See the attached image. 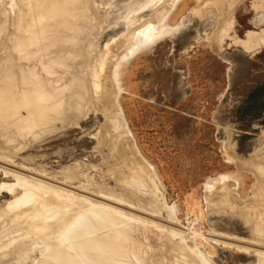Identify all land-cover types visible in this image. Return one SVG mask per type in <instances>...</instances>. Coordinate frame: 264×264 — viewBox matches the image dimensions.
<instances>
[{"label":"rangeland","instance_id":"1","mask_svg":"<svg viewBox=\"0 0 264 264\" xmlns=\"http://www.w3.org/2000/svg\"><path fill=\"white\" fill-rule=\"evenodd\" d=\"M175 1L0 0V77L19 74L15 93L42 86L64 91L52 114L49 105L41 108L56 120L44 115L52 120H31L33 128L31 121L0 119V264H208L182 248L172 231L179 229L214 264H264V192L254 196L257 178L236 165L264 152V110L252 95L264 83L260 0L238 1L231 35L215 47L212 10L224 1L214 0V7L210 0H178L169 23L183 20L186 27L122 65L118 99L112 91L113 100L103 97L108 84L93 80L100 61L114 62L115 46L130 30L158 24L157 14ZM42 2L39 25L30 27ZM45 27L42 42L30 37ZM112 52H119L114 59ZM54 56L58 63L50 62ZM73 95L83 104L71 107ZM41 121L45 127L37 126ZM226 173L238 175V194L227 197L219 182L213 187L219 193H210L208 180ZM16 216L29 218L24 229ZM69 229L76 235L67 237Z\"/></svg>","mask_w":264,"mask_h":264},{"label":"bare ground","instance_id":"2","mask_svg":"<svg viewBox=\"0 0 264 264\" xmlns=\"http://www.w3.org/2000/svg\"><path fill=\"white\" fill-rule=\"evenodd\" d=\"M23 1H25V0H23ZM28 1V0H27ZM87 1V0H86ZM178 0H176L175 2H174V4H172V3H170V5L172 4L173 5V7H172V5H171V7H172V9L169 11L168 9H167V11L165 12V10H162L163 12H165L164 14H163V12L162 11H160V13H162L163 14V16H160L159 14H157L159 17H160V19H158L157 21L159 22H157L158 24H155V23H153V22H150L151 20H149V21H147V24L146 25H144L143 24V27L142 28H140V27H138V29L137 30H134L136 27H137V25L139 26V24H137V25H135V26H133L134 27V31H131L130 30V33H129V36H126V38H124V39H122V40H120L119 42L121 43H119L120 44V46H118V45H116L115 47H119L120 48V53L118 54V53H116V54H118V56L116 57V54H114L113 52L111 53V55L112 54H114L115 55V57H116V59H114L113 58V56L114 55H112L111 57H112V59H114L113 61V63H111V64H109L108 65V63L107 64H105L106 62H105V59H103L102 61H100V63L97 65V67H95V70H94V73H95V78H93V80L95 79V83L97 82V80H99L100 78L102 79V81L105 83V84H108V86H109V88L108 89H106L105 87L107 86V85H105V84H103V86L105 85V90H104V92H105V95L104 94H102V96L104 97H107V96H110V98L109 99H107V100H111L112 98L111 97H113V96H111L110 95V92L112 91V94L114 93L115 95H116V98H117V96H118V94H120L121 93V91L123 90V84H121V82H120V75H121V67H122V65L123 64H125V63H128L129 61H131L133 58H135L138 54L140 55V53L141 52H143V51H145V50H148V49H151L153 46H154V44L155 43H157L158 41H160V40H162V39H165V38H167V37H173L176 33H178V32H180L183 28H185L186 27V23H185V21H181V22H178V23H176V24H171V23H169V21H170V19H171V17H172V15L174 14V13H176L177 12V8H176V2H177ZM203 1V0H202ZM206 1V0H205ZM204 1V2H205ZM221 1V0H220ZM224 2H220V4H219V6L214 10L213 8V10H212V12H214L213 14H214V18H215V20L218 22V24H219V26H218V28L216 27V31H215V33L213 32V34L217 37V39H215V37H212V38H214L215 39V42H214V47H215V43L217 42V40H218V38H223L224 39V37H226V36H228L229 34L231 35V32H232V30H233V24H234V18H233V11L235 10L234 9V7L236 6V4L238 3V1L239 0H223ZM29 2H30V0H29ZM71 2V1H70ZM81 2V1H80ZM203 2V5H205L206 3H204ZM207 2V1H206ZM213 2H214V0H210L209 1V3H208V5L209 6H216V5H214L213 4ZM217 2H219V1H217ZM24 3V2H23ZM43 3V2H42ZM75 3V2H74ZM82 3V2H81ZM86 2H84V4H85ZM214 3H216V2H214ZM28 4V3H27ZM73 4V3H72ZM78 4V3H77ZM26 5V4H25ZM71 5V3L69 4V6ZM74 5V4H73ZM72 5V6H73ZM87 5V4H86ZM202 5V6H203ZM43 6H46L47 7V5L45 4V3H43V4H39V7H35V9L34 10H37V11H33L32 13H31V15H30V17H29V19H28V23L27 24H29V26L30 27H32V26H34V25H39V22H40V20H39V22H37L38 21V18H37V16H40V12L42 13V10H43ZM76 6V5H75ZM257 6H259V8H261V9H263L264 10V0H260V3H258V5ZM170 6H168V8H169ZM79 8V7H78ZM229 9V10H226V9ZM65 9V8H64ZM64 9L62 8V10L64 11ZM72 9H73V7H72ZM83 9V8H82ZM210 9V8H209ZM156 10V9H155ZM208 10V9H207ZM62 11V12H63ZM66 11V10H65ZM68 11V10H67ZM81 11V10H80ZM89 11V10H88ZM205 11V10H204ZM58 12H59V10H58ZM61 12V11H60ZM158 12V11H157ZM210 12V11H209ZM27 13H29V11H27ZM75 13V12H74ZM153 13V12H152ZM2 13H0V15H1ZM72 14H73V12H72ZM82 14V13H81ZM85 14V13H84ZM135 14V13H134ZM3 15V14H2ZM25 15V14H24ZM29 15V14H28ZM60 15V14H59ZM83 15V14H82ZM71 16V15H70ZM73 16V15H72ZM76 15H74L73 17L74 18H77V17H75ZM78 16V15H77ZM127 16H129V15H127ZM130 16L132 17V15L130 14ZM133 16H135V15H133ZM72 17V18H73ZM84 16H82V18H83ZM131 17H128L127 19V21L129 22L130 20L131 21H133V20H135V17H134V19L132 20V19H130ZM81 18V16H79V18H78V20ZM81 18V19H82ZM133 18V17H132ZM2 19V18H1ZM5 19V18H4ZM21 19V18H20ZM68 19V18H67ZM130 19V20H129ZM147 19V18H146ZM77 20V19H76ZM84 20V19H83ZM142 20V19H141ZM2 21V20H1ZM24 21H25V19H24ZM136 21V20H135ZM153 21V20H152ZM134 22V21H133ZM149 22V23H148ZM216 22V23H217ZM37 23V24H36ZM135 23V22H134ZM144 23H146V22H144ZM20 25H21V22H20ZM32 25V26H31ZM132 25V24H131ZM75 26V25H74ZM29 27V28H30ZM1 28V27H0ZM18 28V27H17ZM28 28V29H29ZM47 27H45V28H41V29H39V31H35V33H34V31H32V34L30 35V37L31 38H33V39H35L37 42H42V40H44L45 38H44V34H47V29H46ZM21 30H22V27H21ZM23 30H24V28H23ZM67 30H69V29H67ZM128 30V29H127ZM26 30H24V31H22L23 32V34H24V32H25ZM76 32V31H75ZM128 32V31H127ZM263 32V31H262ZM33 33H34V35H33ZM126 35V34H125ZM254 35V34H253ZM258 35V34H257ZM260 35V34H259ZM258 35V36H259ZM25 37H27V36H25ZM29 38V37H28ZM30 38V39H31ZM70 38V37H69ZM69 38H67V39H69ZM72 38V37H71ZM209 38V37H208ZM212 38H211V40H212ZM235 38V37H234ZM19 39V38H18ZM20 39H22V38H20ZM19 39V40H20ZM29 39V40H30ZM66 39V38H65ZM213 39V40H214ZM220 39V40H221ZM256 39V38H255ZM259 38H257V40H258ZM28 40V39H27ZM28 40V41H29ZM61 39H59V40H56V41H58L57 43L54 41V42H52V44H50L51 45V47L53 48V49H55V48H57V47H59L60 45H58V43H59V41H60ZM210 40V39H209ZM260 40V39H259ZM25 42H26V39L24 40ZM27 41V42H28ZM63 41H65V40H63ZM62 41V42H63ZM67 41H69V40H67ZM66 41V42H67ZM73 40H71V42H72ZM223 41L224 40H222V43H223ZM237 41L238 42H240L243 46H244V48L246 47V48H249V45H250V43H249V41H250V39H249V41H247V39L246 40H244V39H237ZM18 42H20V44H22V43H24L23 42V39H22V41H18ZM30 42H32V41H29L28 43H30ZM251 42V41H250ZM257 42V41H256ZM260 42V41H259ZM219 43H220V41H219ZM219 43H218V45H219ZM253 43H254V40H253ZM258 43V42H257ZM263 43V42H262ZM19 44V45H20ZM26 44V43H25ZM252 44V43H251ZM23 45V44H22ZM58 45V46H57ZM222 45V44H221ZM257 45V44H256ZM213 46V45H212ZM251 46V45H250ZM258 46H259V43H258ZM257 46V47H258ZM261 46V45H260ZM48 47V44L47 45H45V47L43 48V49H46ZM253 47V46H252ZM112 48H114V47H112ZM119 48H118V51H119ZM221 48V47H220ZM256 48V47H255ZM254 48V49H255ZM17 49V48H16ZM21 49H23V46L21 47ZM114 49H116V48H114ZM114 49H112V50H114ZM217 49H219V47L217 46ZM20 50V49H19ZM110 50V49H109ZM109 50H107L109 53H110V51ZM247 50V49H246ZM116 52H117V50H115ZM109 53H107L106 55H108ZM80 54V53H79ZM66 55V56H65ZM65 55H63L64 57H66L67 58V54H65ZM59 56H61V55H59ZM59 56H54L53 58H51V61L50 62H53V64L56 62V63H58V58H60ZM63 56H61V57H63ZM68 56H70L69 54H68ZM101 57V56H100ZM107 57V56H106ZM107 58H109V57H107ZM107 58H106V60H107ZM61 59V58H60ZM59 59V61H61ZM108 62H110L109 60H107ZM2 62H3V60H2ZM2 63H0V65H1ZM51 63H49V65H50ZM45 65H47V64H45ZM127 65V64H126ZM3 65H1L0 67L1 68H3L2 67ZM125 66V65H124ZM126 67V66H125ZM4 68H5V65H4ZM7 68V67H6ZM5 68V69H6ZM44 68L45 69H47L48 67L46 66H44ZM9 69V68H8ZM17 70H19V68H17ZM17 70H15L16 71V73H17ZM106 70V71H105ZM123 70V69H122ZM1 71V70H0ZM6 72H7V69L5 70ZM101 71H102V74H101ZM19 72V71H18ZM8 73V72H7ZM4 75L3 76H8L9 75V78H7V77H2V78H4V79H2L1 77H0V81H1V79H2V81L3 80H6V78L8 79V80H6L7 82H6V84H2V81H1V84H0V119H8V121H9V119H11L10 121H13L14 120V117H16V118H18L19 120H21V121H24V122H27V121H35V120H37V119H40V120H44V119H46V118H44L43 119V117H46L47 115V113L45 112V110H44V113H42L43 112V110L42 109H44V108H42V106H43V104L45 105V106H48L49 105V109H46L48 112H51V111H54V110H52V108H53V106L55 105V103H56V105H57V103H59L58 102V100H59V96H61L62 94L64 95V91L63 90H53V89H50L49 87H37V88H25V89H21V91L19 92V93H15V92H13V87H15V85L17 86V83H18V78L20 77V76H18L17 75V77L18 78H16L15 77V75L13 74V73H10L9 72V74L8 75H6V73H3ZM11 74V75H10ZM102 76V77H101ZM40 77V76H39ZM121 77H123V76H121ZM86 82V81H85ZM84 82V83H85ZM89 82H91V81H89ZM4 83H5V81H4ZM78 83V82H77ZM84 83H82V85L84 84ZM92 83H93V81H92ZM99 83H101V82H99ZM99 83H97V84H99ZM19 84V83H18ZM49 83H47V86H49L48 85ZM85 85H87V84H85ZM100 85H102V84H100ZM90 86H94V84H91L90 83ZM81 87V86H80ZM87 87H89V84H88V86ZM95 87V86H94ZM98 86H96V88H97ZM21 88V87H20ZM101 88V87H100ZM103 88V87H102ZM93 89V88H92ZM98 89H99V87H98ZM86 91H87V89H85ZM100 91H102V89H99ZM60 92H61V95H60ZM75 93L76 92H74V95H75ZM78 95H79V93H77ZM70 95H72V94H70ZM69 95V96H70ZM73 95V96H74ZM77 95V96H78ZM76 96V97H77ZM86 97V96H85ZM68 98V97H67ZM66 98V99H67ZM71 98L72 99H70V100H72L73 102H72V104L73 105H71V107L72 106H74V104H75V102L74 101H76V104H78V97H77V99L75 98V96H74V98L71 96ZM80 98H82V96L81 97H79V100H81ZM60 99H61V97H60ZM75 99V100H74ZM115 99V98H114ZM118 99V98H117ZM69 100V99H68ZM113 100V99H112ZM59 101H61V100H59ZM65 101V100H64ZM81 102H82V100L79 102V105L81 104ZM109 102V101H108ZM113 102V101H112ZM115 102V101H114ZM67 103H69V102H66V104H65V106L67 105ZM71 103V102H70ZM83 104V103H82ZM81 104V105H82ZM56 105H55V107H56ZM79 105H77V106H79ZM44 106V107H45ZM59 106V105H58ZM61 106L63 107L64 105H62L61 104ZM68 106H70V105H68ZM76 106V105H75ZM107 106V105H106ZM67 107V106H66ZM66 107H64V108H66ZM42 108V109H41ZM56 108H58V107H56ZM56 108H54V109H56ZM79 108V107H78ZM67 109H70V107L68 108L67 107ZM59 110V109H58ZM120 110V109H119ZM42 111V112H41ZM56 112H58L57 110H55ZM60 111H64V110H61L60 109ZM60 113V112H59ZM59 113H55L56 115H58ZM121 113H122V111H121ZM43 114V115H42ZM49 115L48 116H50V113H48ZM51 114H52V112H51ZM44 115H46V116H44ZM47 116V117H48ZM119 116H121V115H119ZM8 117V118H7ZM12 117V118H11ZM50 117H54L53 115L52 116H50ZM121 118V117H120ZM122 118H123V116H122ZM51 119V118H50ZM54 120H56L55 118H53ZM47 120V121H46ZM45 121L46 122H48V121H51V120H49V118H47ZM3 121V120H2ZM15 121V120H14ZM13 121V122H14ZM16 121H18L17 119H16ZM32 121L31 122H29L31 125H33V128H34V124L32 123ZM39 121V120H38ZM45 121L44 122H42L41 121V124H40V122L38 123V124H40V125H37V126H39L40 128H42V125L44 126L45 125ZM24 122H22V123H24ZM37 122V121H36ZM21 123V125H24V126H22V127H24L25 129L27 128V129H29L28 127H31V125H26V126H28V127H26L25 126V124H22ZM28 123V124H29ZM35 123V122H34ZM44 123V124H43ZM37 124V123H36ZM21 125H20V127H21ZM126 125V124H125ZM36 125H35V127H37ZM38 127V128H39ZM45 127V126H44ZM46 127H47V123H46ZM125 128H126V130L128 129V126H124ZM20 130H22V128H20ZM24 130V129H23ZM127 134H129V133H127ZM131 134V133H130ZM132 135V134H131ZM131 135H129V136H131ZM133 137V136H132ZM133 139V138H132ZM134 143V142H133ZM258 150V149H257ZM231 151V150H230ZM229 151V152H230ZM261 151V150H260ZM263 151H264V148H263ZM256 152V151H255ZM262 152V151H261ZM261 152H259V151H257L255 154H253L251 157H250V159H247V160H244V161H239V160H236V165H237V168L239 169V171H241V170H246V171H249V172H252L253 174H254V176L257 178V180L255 179V181L256 182H254V183H256L254 186H252L253 188H251V189H253L254 191H255V193H254V196H255V194H258V193H261V192H264V152L262 153V158H260L258 155H260V153ZM233 154V153H232ZM133 157V156H132ZM259 157V158H258ZM130 160V159H129ZM143 160V159H142ZM231 160V159H230ZM234 160V161H235ZM262 160V161H261ZM134 161V160H133ZM141 161V160H140ZM260 161V162H259ZM145 164H148V165H150L149 164V162L148 161H146L145 160V162H144ZM143 163V165L144 166H146L145 164ZM248 164H251L250 166H248ZM134 165V164H133ZM148 167V166H147ZM130 168V167H129ZM134 168V167H133ZM133 170V169H132ZM135 170V169H134ZM138 170V169H137ZM136 170V171H137ZM131 172V171H130ZM136 173V172H135ZM141 173V172H140ZM150 177V176H149ZM152 177V176H151ZM235 179L236 181H235V183L234 184H232V185H230V186H228L229 184H227V180H229V179ZM146 180H147V178H146ZM154 181V180H153ZM215 182H219V184L221 185V188H223V189H225V190H227L226 191V194H227V197L229 196V195H232L233 194V196H236L235 194H234V192H236L237 194H238V192H237V189H238V185H239V178H238V175H236L235 176V174H233V173H226V174H223V175H221V176H219V178H210L209 180H208V182H207V187L208 186H210V185H212V188L214 187V186H216V184L214 185V183ZM234 185H235V187H234ZM211 188V187H210ZM216 188V187H215ZM215 188H213V189H211L212 190V192L211 191H209L210 193H213V191H214V189ZM210 190V189H209ZM216 191H217V189H215ZM252 190V191H253ZM208 192V193H209ZM216 192H214L213 194H215ZM217 193H219V192H217ZM216 193V194H217ZM221 193V192H220ZM215 194V195H216ZM206 195H209V194H206ZM222 195H224V194H222ZM253 194H251V197H253L252 196ZM210 196H212L211 194L208 196V198L210 199ZM219 196V195H218ZM260 196V195H259ZM223 197V196H222ZM226 197V196H225ZM261 197H262V195H261ZM213 197H211V199H212ZM221 198V197H220ZM208 199V200H209ZM217 199H219V198H217ZM222 199V198H221ZM228 199H230V197L228 198ZM249 199V198H248ZM258 199V198H257ZM88 201V200H87ZM214 201V200H213ZM222 201V200H221ZM226 201V200H225ZM218 202H219V200H218ZM223 202V201H222ZM227 202H231V201H227ZM232 202H233V200H232ZM246 202V201H245ZM256 202V201H255ZM255 202H254V200L253 201H250V202H248L249 204H250V206L251 205H255ZM258 202H259V200H258ZM263 202V201H262ZM262 202H260V204L259 205H261V203ZM86 203V202H85ZM220 203V202H219ZM83 204V203H82ZM215 204H217V202L215 203ZM223 204V203H222ZM248 204V205H249ZM264 204V203H263ZM213 205V204H212ZM258 205V204H257ZM166 207V206H165ZM214 207V206H213ZM217 207V206H216ZM252 207V206H251ZM258 207V206H257ZM256 207V208H257ZM109 208H111V206L109 207ZM235 208V207H234ZM262 208V207H261ZM260 208V209H261ZM16 209V208H15ZM93 209V208H92ZM105 209V208H104ZM111 209H113V208H111ZM227 209V208H226ZM246 210V209H245ZM248 210V209H247ZM95 211V210H94ZM118 211V210H117ZM116 211V213H118ZM255 211V210H254ZM171 212V211H170ZM112 213H113V210H112ZM246 213V212H245ZM255 213V212H254ZM7 215H8V213H6ZM10 214V213H9ZM113 214H115V213H113ZM90 215V214H89ZM110 215H112L111 213H110ZM259 215V214H258ZM2 216V215H1ZM13 215H11V217H12ZM87 216H88V214H87ZM92 216V215H91ZM8 217V216H7ZM17 217V216H16ZM19 217H21V216H19ZM19 217H17V219L19 218ZM76 216H74V219H76L75 218ZM22 218V217H21ZM27 218V217H26ZM104 218V217H103ZM260 218V217H259ZM13 220H14V218H12ZM20 219V218H19ZM23 220H24V217L22 218ZM21 220V219H20ZM19 220V221H20ZM18 221V220H16V221H18L19 222V224L16 222V221H14V222H16L17 224H16V226H19L20 224H22V222H26L27 220L29 221V218L26 220H24V221ZM27 221V222H28ZM107 221V220H106ZM261 221V220H260ZM27 222L26 223H24V224H22V225H20L19 226V229H24V227H25V224H26V226H27ZM75 222V221H74ZM259 222V221H258ZM262 222V221H261ZM76 224V223H75ZM111 225V224H110ZM62 226V225H61ZM61 226H60V229H61ZM73 226H75V225H73ZM57 227V226H56ZM56 227H54L53 226V228H56ZM27 228V227H26ZM25 228V229H26ZM68 228V227H67ZM78 228H79V226H78ZM77 227L76 228H74L75 229V231L78 229ZM84 228V227H83ZM52 229V226H51V228H50V230ZM73 229V228H72ZM72 229H69L70 231L68 232V234H67V237H70L72 234H75L77 231V233H79L80 231V229H81V231H83L82 230V225H81V228H79L75 233L73 232L74 230H72ZM54 230V229H53ZM53 230H51V231H53ZM56 230V229H55ZM87 230V229H86ZM181 229H179V231H174V230H172L173 231V236H174V238L175 237H177V239H181V242L183 243V245H182V248H186L187 249V251L189 252V254H191V255H193V256H195L196 258H201V260H204L206 263H208V264H214L212 261H211V257H209L208 255H206L205 253L203 254L202 253V251H201V248H199L198 247V245L197 246H193V245H191L192 244V240L191 239H188V234L185 236V235H183V233L184 234H186L185 232H187V231H185V232H183V230H181ZM73 232V233H72ZM70 233H72L71 235H69ZM121 233V232H120ZM69 235V236H68ZM76 235V234H75ZM126 235V234H125ZM124 235V236H125ZM128 236V235H127ZM188 236V237H187ZM73 237H74V235H73ZM187 238V240H186V238ZM62 238V237H61ZM134 238V237H133ZM129 238H127V240H128ZM131 240H132V238H130ZM129 239V240H130ZM135 240V239H134ZM134 240H132V241H134ZM188 240H191L190 242L191 243H189L188 242ZM130 242V241H129ZM189 244H188V243ZM194 243V242H193ZM131 244H132V242H131ZM181 244V243H180ZM179 244V245H180ZM96 247V246H95ZM99 247V246H98ZM184 248V249H185ZM101 249V248H100ZM185 249V250H186ZM77 250V249H76ZM187 251H185V252H187ZM259 251V250H258ZM182 252V251H181ZM187 252V253H188ZM48 253V252H47ZM50 253H51V251H50ZM59 252H57V254H56V258H59L60 256H59ZM259 254H260V256H261V258L262 257H264V251H259ZM82 255V254H81ZM193 256H191V257H193ZM47 257V256H46ZM83 257V256H82ZM63 258H66V257H63ZM260 258V257H259ZM84 259V258H83ZM65 259H63V261H64ZM71 261V260H70ZM59 263H60V261H59ZM202 263L204 264V262L202 261ZM87 264V263H86Z\"/></svg>","mask_w":264,"mask_h":264},{"label":"trees","instance_id":"3","mask_svg":"<svg viewBox=\"0 0 264 264\" xmlns=\"http://www.w3.org/2000/svg\"><path fill=\"white\" fill-rule=\"evenodd\" d=\"M252 95L256 96V106L255 108H260L261 110H264V83L256 87L252 91ZM257 104H261L260 106Z\"/></svg>","mask_w":264,"mask_h":264}]
</instances>
